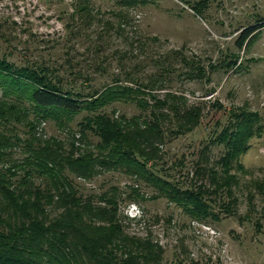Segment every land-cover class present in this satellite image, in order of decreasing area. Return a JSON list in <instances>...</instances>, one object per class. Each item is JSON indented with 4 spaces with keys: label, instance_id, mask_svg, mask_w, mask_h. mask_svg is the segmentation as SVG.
Returning <instances> with one entry per match:
<instances>
[{
    "label": "rangeland",
    "instance_id": "374dc122",
    "mask_svg": "<svg viewBox=\"0 0 264 264\" xmlns=\"http://www.w3.org/2000/svg\"><path fill=\"white\" fill-rule=\"evenodd\" d=\"M259 19L264 21V0H0V56L84 95L115 83L147 84L159 97L170 92L199 106L201 117L191 132L173 135L167 126L158 161L173 183L189 188L205 182L195 174L201 148L209 146L210 164L224 152L212 138L231 110L264 121V26L241 47L236 44L239 32ZM103 109L127 117L148 114L131 101ZM87 113L75 114L64 128L41 121L35 134L66 141ZM16 128L24 139V126ZM86 137L97 141L91 132ZM22 156V149H12L11 159ZM231 173L234 212L221 210L218 198L226 197L211 195L207 202L217 218L200 220L163 196L153 198V188L120 171L101 170L73 182L83 194L137 184L144 198L130 200L120 192L118 222L123 234L152 246L158 264H264L263 136L250 139Z\"/></svg>",
    "mask_w": 264,
    "mask_h": 264
},
{
    "label": "trees",
    "instance_id": "16d2710c",
    "mask_svg": "<svg viewBox=\"0 0 264 264\" xmlns=\"http://www.w3.org/2000/svg\"><path fill=\"white\" fill-rule=\"evenodd\" d=\"M263 24L259 19L243 28L236 44L241 47ZM40 72L0 56V264H158L152 246L123 234L118 222L120 192L130 200L144 198L137 184L125 185L120 192L111 185L98 194H83L73 182L74 177L90 179L101 170L133 177L156 191L153 198L165 197L190 218H217L207 202L211 195L226 197V201L218 198L221 210L234 212L236 178L231 171L250 139L264 137V121L231 110L227 124L212 138V143L224 146V152L210 164L209 146L204 145L195 174L205 182L183 188L159 165L160 146L168 125L173 135L191 132L198 125L199 106L187 105L183 96L170 92L159 97L147 84L132 88L115 83L84 95L64 89ZM114 101L134 102L148 114L107 113L103 108ZM81 111L88 113L77 123L79 134L70 131L66 141L35 134L41 121L54 120L64 128ZM17 124L24 126V139ZM87 132L97 137L94 144L87 140ZM14 147L22 149L19 160L10 158ZM6 159L10 162L5 164Z\"/></svg>",
    "mask_w": 264,
    "mask_h": 264
}]
</instances>
